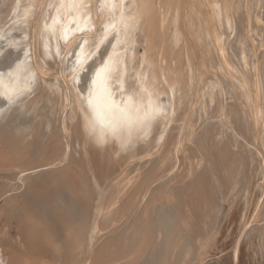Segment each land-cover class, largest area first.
<instances>
[{"label": "bare ground", "instance_id": "1", "mask_svg": "<svg viewBox=\"0 0 264 264\" xmlns=\"http://www.w3.org/2000/svg\"><path fill=\"white\" fill-rule=\"evenodd\" d=\"M256 4L257 16L254 13ZM251 20L264 24V0H0V125H8L6 127L11 131L4 132L5 137L2 139L6 140H1L0 158L14 157L19 164L15 163L25 171H36L45 163L60 161L62 153L54 151L58 142L61 144L60 140L64 137L67 142L68 135L74 138V141L69 139L73 141L71 147L74 150L71 148L73 153L68 164H61L63 167L55 168L56 171H52L51 167L48 171L42 170L32 175L34 180L30 184V199H26L23 206L21 201L17 203L19 199L12 202L25 242L40 246L49 243L51 246L54 238L55 243H59L55 248V253L59 254L56 253V256L73 258L85 229L83 226H90L92 221H97V217L100 223L101 213L104 212L103 209H95L96 213L99 209L101 211L98 216L96 213L90 214L94 210L93 205L88 209L89 203H93L91 200L99 198H95L100 193L97 190H101L98 179L102 180L103 175L111 177L112 173L118 172L115 184L120 185L122 182L124 189L133 175L135 180L140 175L144 180L142 182L146 179L150 182V176L155 171L151 173L152 168L148 167L150 171L141 173L140 167L146 164L140 160L154 154L159 146L163 147L161 142L163 145L173 142L172 138L175 135L178 138L177 134L184 135L182 141L187 147V162L184 161L188 164V170L185 167L183 172L195 173L197 177L193 178L196 177L195 181H198V185H195H202L207 193L206 202L209 205H205L204 201L205 209L202 206L205 212L214 215L219 204L220 212L223 205L221 201L235 194L242 185H251L256 161L251 159L253 151L250 150L252 144H249V139L258 143L255 153L261 151L262 154L264 149V49L261 50L262 55L259 54L260 44L257 45L259 58H256L255 65L244 57V53L250 52L246 51L247 43L250 42L247 41V31L256 27L259 32L264 29H259L260 23L252 28L251 24L255 21ZM247 25L251 29L248 27L246 30ZM259 36L262 38L264 35ZM229 127L232 128L230 131L226 129ZM1 128L5 131L4 127ZM235 129L238 137L233 135ZM16 137L24 138L25 141L19 143ZM168 145L170 148L171 144ZM61 146L63 148L65 145ZM59 148L56 151L59 152ZM44 150L49 153L45 151L44 156L48 155L42 159L38 152ZM246 153L251 158L248 159ZM163 157L156 166L159 169L169 162V155ZM131 160H138L140 167L138 162L135 165L139 168L135 166V169L134 164L128 167ZM108 165H115V170L113 167V170L109 169ZM50 172H56L55 176H48ZM162 172L160 176L156 175L157 178H161V175L165 177L166 172ZM184 174L177 175L182 178ZM170 177L164 180L172 182ZM107 182L111 183V179ZM47 188L51 189L48 190L51 196L47 193L51 199L46 192L45 196L54 203L50 204L49 210L47 207L50 205L39 201ZM134 188L136 190L138 187ZM160 188L153 189L155 193L152 191L154 194L151 197ZM165 188L150 208L148 201H144L148 204L143 206L148 209L145 210L146 207L141 205L144 210L140 213L137 210L135 224L132 222L130 226L127 214L133 213L134 210L130 211L132 208L122 205L117 210L113 209L115 218L110 214L112 211H105L106 215L112 216L107 219L110 218L117 225L119 235L115 231L113 235L117 238L113 241L112 234H108L107 238L113 240H104L96 253L92 252L94 262L88 258L90 263L82 264H122L123 252L119 247L125 241H128L127 246L135 248L129 250L140 253V256L137 255L140 258H135L137 262L132 261L133 264L191 262V254L196 253L194 248L199 247L200 241L208 235L203 214L200 219H192L191 212L190 215L185 212L188 209L186 206L183 210L184 203H181L184 200L177 202L181 193ZM181 188L184 187L179 190H183ZM186 193L188 195L189 191ZM175 194H178L177 199ZM46 198L43 197L42 201ZM95 201L99 205L100 201ZM77 206L82 212L89 210L86 213L89 215L87 221L83 219L85 223L82 227V220H79L80 225H73L81 216L79 214L72 218L75 214L73 208ZM207 206L211 211H206ZM18 207H23L21 212ZM79 208L77 210L81 211ZM53 216H57L58 223L52 221ZM204 216L206 218V214ZM71 218V221L75 218L73 223ZM104 223L101 220L102 225H99L104 226ZM109 224H105L106 227ZM132 227L133 233L130 234ZM129 234L132 237L128 240ZM122 246L123 251L127 246ZM132 251H129L131 256L137 254ZM149 252L152 253L148 256ZM22 257L20 262L23 263ZM126 257H130L129 253ZM78 260L76 257L73 262ZM24 262L27 263L26 259Z\"/></svg>", "mask_w": 264, "mask_h": 264}, {"label": "rangeland", "instance_id": "2", "mask_svg": "<svg viewBox=\"0 0 264 264\" xmlns=\"http://www.w3.org/2000/svg\"><path fill=\"white\" fill-rule=\"evenodd\" d=\"M254 7H255V5H254ZM257 7H258V5L256 4V8H255V11H254V13L256 14L257 12H258V10H256L257 9ZM257 11V12H256ZM252 15V14H251ZM253 16V15H252ZM256 16H257V14H256ZM253 19V18H252ZM255 19V18H254ZM252 22H254L253 20H251ZM251 22V23H252ZM258 22V21H257ZM256 21L253 23V24H251V27L253 26V25H256V26H258L257 24H259V29H264V28H260V27H264V24H262V22H258V23H256ZM255 26V27H256ZM248 27L251 29V27L250 26H248L247 25V27H246V30H248ZM254 27V26H253ZM252 27V28H253ZM254 27V28H255ZM258 27H256L255 29H253V30H249V31H247L248 33H246V37H247V41H250V42H248L247 43V45H248V50H246V51H250V52H246L247 54H245L244 53V57H245V59L246 60H248V62H252V64H256V58L258 57V49H256V47H257V45H259L260 46V51L261 50H263L264 48V46H263V44H264V39H263V42H262V38H264V36H262V35H264V30L263 31H261V32H259L258 31V29H257ZM253 31H255V32H253ZM260 34H259V33ZM252 33L254 34V35H256V38L254 39L253 37H254V35H252ZM258 33V34H257ZM249 34V35H248ZM257 35H258V38L260 37L259 35H261L262 36V38L260 39L261 41L260 42H258L259 41V39H257ZM248 36H250V37H248ZM255 40H253L252 38ZM252 39V41H251V39ZM250 39V40H249ZM256 39H257V43H256ZM255 42V43H254ZM250 43H253V44H250ZM249 44L251 45V46H249ZM253 45H255V48L253 47ZM259 46H258V48H259ZM261 46H263L262 48H261ZM251 47V48H250ZM256 50V52H253L254 53V55H252L253 53H252V51H255ZM259 51V54L261 53V55H262V51L260 52ZM264 52V51H263ZM251 54V55H250ZM255 54H257L256 56H255ZM246 55H247V57H246ZM260 55V56H261ZM251 57H252V59H251ZM259 58V57H258ZM251 59V60H250ZM206 79V78H205ZM209 81V80H208ZM206 83H208L207 82V80L205 81ZM3 99V98H2ZM1 99V100H2ZM6 99H4V101H5ZM4 101H2L1 103H4ZM8 101V100H7ZM6 101V102H7ZM5 102V103H6ZM13 115V114H12ZM2 126V128L1 129H3V127H4V129L3 130H5V131H2V130H0V132H2V134L0 133V135H2V136H0V145H1V140H2V142H4L6 139H2V138H4L5 136H3L4 135V132H5V134H6V130H8V128L6 127V126H8V125H6V126H4V125H0V127ZM199 126V125H198ZM6 128V129H5ZM227 130H229L230 131V129H232V128H226ZM226 129H224V131L225 132H227V130ZM11 131L10 130H8L7 131V133H10ZM178 133H180V130H179V132ZM182 133V132H181ZM237 133V131H236V129H235V131L233 132V135L234 136H236V137H238V135L239 134H236ZM178 135V138H177V136L175 137H173L172 138V140H174L177 144H175V142H174V145H172V143L173 142H171L172 140H170V142L171 143H167V144H164L165 145V147H164V145H163V142H161V146H163V147H158L157 148V150H155L156 152H154V154H151V156H149L148 158H144V160H140V162L142 163V164H146V165H142L143 166V168H142V166L140 167V165H139V161L138 160H133V162H132V160L128 163V167H130V166H133V164H134V168L135 169H137V168H141L140 170H141V173L143 172L144 173V170L147 172L148 170H149V168L151 169L152 168V172L151 173H153L154 171H155V173L157 172V174H152L151 175V173H150V180L151 181H153V183L150 181L149 182V179H146V183L145 182H142V181H144L141 177H137V181L138 182H140L141 181V183H140V186L138 185V182L135 180V178L136 177H133L132 176V178L133 179H131L130 181H129V183H127V187H128V189H127V187L124 189L123 187V184H122V182H121V184L120 185H117V184H115L116 183V181H114V180H116V177H118V172H114V173H112V175L114 176H112L111 174V177L110 176H105V175H103L104 177H101L102 178V180L101 181H104V178L106 177L107 179L104 181V182H101L99 179H98V181L100 182H98L99 183V186H100V188H101V190H103L102 192H101V190L100 189H98L96 192L97 193H99V191H100V193L99 194H96L95 195V198H98V196H99V198L98 199H92L91 201H93V203L92 202H90L89 203V210L91 209V207L90 206H92L93 207V209L94 210H91L92 212H90V214H95L96 213V211H95V209L96 210H98V208H100L102 211H104L103 213H101V211H100V209H99V211H97V213L96 214H99L98 216H100L101 214L103 215V216H107V217H101L100 216V223H99V221H98V217L96 218L97 219V221L94 223L93 221L89 224L90 226H83V219L84 218H86V217H88L89 215L88 214H86V213H89V210L88 209H86L87 211H83L82 212V210L81 211H78L77 209V207H74L73 209L75 210V214L74 215H72V218L73 217H75V215H78L79 216V214L81 215V216H83V218L81 217V216H79L80 218H78V216H77V218H78V220H77V218H76V220L78 221H75V224H73V225H77V224H79V220H82V221H80L81 223V227L83 226V228H85L86 229V231H85V229L83 230L82 228V230L80 229V233H81V231L83 232L82 233V235H81V240L79 241V243H78V245H77V249H76V253L74 254V255H77V253L79 254L78 256H74V255H72L73 256V258H71V257H63L62 255L61 256H59L60 257V260H59V257L58 256H56L57 254L55 253V248H56V245H59V243H58V241L55 243V239L53 238V243H50L51 244V246L49 245V243H47V244H43V245H41L40 246V244L39 245H36V244H32V243H30V242H25V240H24V236H23V234H22V231L20 230V228H19V226H18V224H19V218L17 217V215L15 214V212H13V207H12V204L14 203V202H17V203H19V201H21L20 202V204L22 205V204H24V201H26V199H30L29 198V196L30 195H32L31 193H29V192H31L30 190H31V188H30V186H32V185H30L31 183H32V181L34 180L31 176L32 175H34V174H36V173H38V171H42V170H44V171H48L49 169H52L53 168V170L52 171H56V169H61L63 166H66L67 164H68V162L70 161V159H71V157H72V153H73V151L71 150V143H73V141H74V138H72V136H69L68 135V138L70 139H72V140H70L69 141V139L67 140V142L65 141L66 139H65V137H64V139H61L60 140V143L61 144H59V142H58V144H57V146L55 147L56 149H58V147L60 146V148H59V152L58 151H56V149L54 150L55 152H57V153H62L61 154V156H60V161L58 160V161H55V163L54 164H57V165H54L53 164V162H51V163H45V164H43L42 165V167H40V168H37V169H35L36 171H34V170H31V169H27L26 171H25V169H23V168H21L20 166H18L17 164H19V162L16 160V158H12L11 159V157H6V158H0V264H25V259H26V262H27V260L29 261V257H31V256H34L32 259H34L35 261L33 262V260L30 258V260L31 261H29L31 264H32V262H33V264H71V261H72V264H76V262H77V264H78V262H79V264H82L83 262H89V260H88V258L90 259V262H94V257L92 256V252L94 251H96V250H98L99 249V246L101 247V243H103V241L104 240H106V239H115V240H113V241H116V238H117V236L116 235H119L118 234V232L119 231H117V230H119V229H117V225H115L114 223H113V221H111L110 220V218H112V216H110L109 214L108 215H106V213L107 212H110V211H112L113 209L114 210H117L118 208H120L122 205L125 207V206H128V207H130V208H132L130 211H132V210H134L133 211V213H129V214H127L128 215V217H129V219H128V221H129V226L131 225V224H135V222H134V219H135V216L134 215H136V213H137V210H138V212L140 213V212H142L141 210H144L143 208H145V210H147L148 209V207L147 206H143V205H146V204H148V206H149V208H150V206H152L153 204H154V199H156L157 197H158V195H160L161 193H163L165 190L164 189H166L165 187H167V189H169L170 188V190H173L174 189V192H177V193H181V196L179 195V199H178V203L180 202L181 203V200H184V201H182V203L181 204H183L184 205V211H185V206L188 208V209H186V211L185 212H187L189 215H190V212H191V218L192 219H197V217H198V219H200L201 217H202V214H203V218L202 219H204V222H205V230H206V232L208 233V235L210 236L211 235V237H208V235H206V237H205V239H203V240H201L200 241V245H199V247H195L194 248V251L196 250V253H194V255H192L191 254V257L193 256V259L191 260V262H189L188 264H264V223H263V221H264V168H262V166L264 165V149H263V153L262 154H260L261 153V151H259L260 153H255L254 152V150L255 149H257V144H255L254 143V141L253 140H250L249 139V144H252L251 145V148L253 149H251L250 148V150L251 151H253V152H251L250 150H249V153L251 152V153H253V154H251V156H252V158H251V156L249 157V155L247 156V153H246V156L248 157V159L249 158H251V159H253V160H255L256 162H255V166H254V168H255V172H254V178L253 177H251L252 178V184L249 186H246V184H245V187L242 185L241 187H239L238 189H239V191H238V189L235 191V194H233L231 197L230 196H228L226 199H224V201L222 202L221 201V203L223 204L222 205V208H221V210H220V212H219V208H220V204L217 206V210H216V212L214 213V215L213 214H211L210 212V214L208 213V212H205V205H207L209 202H206V200L208 199L207 198V193L203 190V187H202V185H199V186H196V185H198V181H195L197 178V176L195 175V173H190V172H188V171H184L183 172V169H185V167H187V169H185V170H188V164L186 163L187 162V156L185 155L186 154V149H187V147L184 145V143H183V141L182 140H184L183 138V134L182 135H180V134H177ZM179 137H182V138H180L179 139ZM177 138V139H176ZM16 139H18V141H19V143H21V141H25L24 140V138H19V137H16ZM63 142V143H62ZM66 142V144L68 145H66V144H64ZM69 142V143H68ZM3 144V143H2ZM168 144H171V146H172V148H173V150H172V148H171V146H170V148H168L167 146H169ZM248 144V143H247ZM253 144H255L254 146H253ZM260 144V143H259ZM20 144H18V146H19ZM59 145V146H58ZM61 145H65V146H63V148H62V146ZM70 145V146H69ZM180 145V146H179ZM12 146V145H11ZM177 146H179L178 148H177ZM1 147V146H0ZM13 147V146H12ZM14 147H15V145H14ZM68 147V148H67ZM176 147V148H175ZM255 147V148H254ZM259 147V146H258ZM69 148H70V150H69ZM169 149V150H166V149ZM180 148V149H179ZM264 148V147H263ZM60 149H62V150H60ZM73 149V148H72ZM160 149H163V150H160ZM175 149V150H174ZM178 149V150H177ZM69 150V151H68ZM74 150V149H73ZM45 151L46 150H44V152H38V154H41V157H42V159L43 158H45L47 155L45 154V156H44V153H45ZM161 151V152H160ZM181 151H183V153L181 152ZM69 153V155L67 156V154ZM72 152V153H71ZM158 152V153H157ZM46 153H49L48 151H46ZM165 155H164V154ZM57 156H59V154H56ZM169 155V157H167V161H169V162H167L168 164H165V165H161L160 167H163L162 169L160 168L159 169V167H156L157 165H158V163L160 162V160L162 159H164V157L163 156H168ZM261 157H260V156ZM70 156V157H69ZM161 156L163 157V158H161ZM170 156H171V158H170ZM263 156V157H262ZM256 157V158H255ZM259 157V158H258ZM66 158V159H65ZM69 158V159H68ZM170 158V160H168ZM182 160H181V159ZM259 159V162H258V159ZM263 158V159H262ZM6 159V160H5ZM172 159V160H171ZM184 159H185V161H184ZM247 159V160H248ZM261 159H262V162H261ZM10 160V161H9ZM15 160V161H14ZM62 160V161H61ZM64 160V161H63ZM179 160V161H178ZM182 162H181V161ZM172 161V164L170 165V162ZM183 161H184V163H183ZM2 162L4 163V164H2ZM17 164H16V163ZM64 162V163H63ZM67 162V163H66ZM138 162V164L137 165H139V167L138 166H136L135 164ZM181 162V163H180ZM177 163V164H176ZM12 164V165H11ZM14 164H15V166H14ZM61 164H63V166L61 165ZM173 164H174V166H173ZM176 164V165H175ZM261 164H263L262 166H261ZM111 165V164H110ZM130 165V166H129ZM168 165V166H167ZM169 165H170V167H169ZM59 166V167H58ZM61 166V167H60ZM137 168H136V167ZM146 166V167H145ZM172 166V167H171ZM12 167V168H11ZM52 167V168H51ZM111 167H113V169L115 170V168H116V166L114 165V166H109L108 165V168L110 169ZM126 167V166H125ZM132 167V168H133ZM149 167V168H148ZM169 167V169H172V171L171 170H169V169H167L166 170V168H168ZM56 168V169H55ZM158 168V169H157ZM174 168V169H173ZM176 168V169H175ZM22 169V170H21ZM48 169V170H47ZM55 169V170H54ZM112 168H111V170H113ZM165 169V170H164ZM179 169H180V171H179ZM18 170V171H17ZM117 170V169H116ZM159 170H162V171H164V172H162V171H159ZM168 170H169V174L167 173L168 172ZM179 172H178V171ZM22 171V172H21ZM61 171V170H60ZM59 171V172H60ZM150 171V170H149ZM43 172V171H42ZM140 172V171H139ZM160 172H162V174H165V172H166V175H165V177H164V175H161V178H157V176L156 175H158V176H160ZM178 172V173H177ZM182 174H184L185 176H183L184 177V181H182V179H183V177L181 178V177H179L180 175H182ZM54 173V174H53ZM55 173L56 172H50L49 174H48V176H55ZM160 173V174H159ZM172 173H174L173 174V176L176 174V176H174L175 178H177L179 181H181V182H179L178 180L176 181L174 178H173V176H172V179H171V175H172ZM259 173V174H258ZM177 174H179V176L177 175ZM191 174V175H190ZM256 174V175H255ZM21 175V176H20ZM27 175V176H26ZM29 175V176H28ZM108 175V174H107ZM186 175H188V177L189 178H187V176ZM44 176H47V174H45ZM135 176H136V174H135ZM170 177V179L169 180H172V182L171 181H168V180H164V178L166 179V177H167V179ZM178 176V177H177ZM193 176H196L195 178H193ZM256 176V177H255ZM27 177V178H26ZM108 177H110V178H108ZM155 177V178H154ZM163 177V178H162ZM185 177L187 178L186 180H185ZM24 178V180L23 181H21L22 179ZM192 178V179H191ZM258 178V179H257ZM110 179H111V183L110 182H107V181H110ZM154 179V180H153ZM155 179H157V180H155ZM160 179V180H159ZM190 179V180H189ZM253 179H255V180H253ZM148 180V181H147ZM21 181V183H19ZM31 181V182H30ZM112 181H114V182H112ZM132 181V182H131ZM158 181H160V182H158ZM167 182V183H165V182ZM176 181V182H175ZM257 181V182H256ZM26 182V183H25ZM29 182V183H28ZM118 182V181H117ZM137 182V183H136ZM169 182V183H168ZM171 182V183H170ZM189 182V183H188ZM194 182V184H192ZM105 185H104V184ZM115 184V186H114V184ZM143 183H145V184H143ZM149 183V184H148ZM151 183V184H150ZM160 183V184H159ZM101 184V185H100ZM103 184V185H102ZM106 184H107V186H106ZM110 184H111V186H110ZM128 184H130V185H128ZM148 184V185H147ZM156 184V185H155ZM178 184H179V186H178ZM189 186H188V185ZM196 184V185H195ZM26 185V186H25ZM135 185H138V186H135ZM143 185V186H142ZM147 185V186H146ZM158 185V186H157ZM178 186V188H176L177 186ZM110 188H109V187ZM112 186H114L115 188H113ZM123 186V187H122ZM159 186L160 187H162V188H160L161 190L160 191H158L157 193H156V195H154V197H151V196H153V194L155 193V191L154 190H159ZM176 186V187H175ZM195 186V187H194ZM201 186V187H200ZM121 190V191H119L118 190V188ZM134 187H138L136 190H135V188ZM149 187V188H148ZM153 187V188H152ZM157 187V188H156ZM180 187H184V188H181V189H183V190H179L180 189ZM188 187V188H187ZM21 188V189H20ZM28 188V189H27ZM108 188V189H107ZM123 188V189H122ZM131 188V189H130ZM134 188V189H133ZM150 188L152 189V190H150ZM154 188H156V189H154ZM176 188V189H175ZM194 188H195V191H197V193L194 191ZM198 188V189H197ZM242 188V189H241ZM30 189V190H29ZM112 189H115V191L114 190H112ZM117 189V190H116ZM154 189V190H153ZM192 189V190H191ZM197 189V190H196ZM25 190V191H24ZM45 190V191H44ZM43 191L44 192H42V194H41V198H40V200L39 201H41L42 202V204H45V205H47V206H49L50 204L51 205H53L54 203H52L53 201L52 200H50L51 198H50V196H51V194L52 193H50V192H48V190L50 191L51 189L50 188H47V189H44ZM111 190V191H110ZM124 190V191H123ZM133 190H135V191H133ZM149 190V192H148V194L146 193L147 191ZM177 190V191H176ZM185 190V191H184ZM13 191V192H12ZM28 193H27V192ZM118 191V192H117ZM122 191H123V193H122ZM132 191V192H131ZM154 193H153V192ZM179 191H182V192H179ZM183 191L185 192V194L183 193ZM189 191V193H188V195H187V193L186 192H188ZM193 191V192H192ZM259 191H260V193H259ZM45 192H46V194L49 196V200H50V202L48 201V199L46 198L47 196H45ZM119 192H121V193H119ZM126 192H127V194H129V195H131V196H128L127 194H126ZM142 194H141V193ZM143 192H145V193H143ZM161 192V193H160ZM206 194H205V193ZM23 193V194H22ZM27 193V194H26ZM102 193V194H101ZM108 193V194H107ZM113 195H112V194ZM130 193H132V194H130ZM184 194V196H183V198L184 199H182L181 197H182V195ZM195 193H196V195H195ZM19 194V195H18ZM104 194V195H103ZM107 196H106V195ZM110 194V196H108ZM122 194V196H120ZM144 194V195H143ZM146 194V195H145ZM152 194V195H151ZM194 194V195H193ZM198 194V195H197ZM16 195V196H15ZM44 195V196H43ZM105 196V197H109V198H106V199H104V197L103 196ZM119 195V196H118ZM133 195V196H132ZM141 195L143 196V197H141ZM150 195V196H149ZM175 195H177L176 196V199L178 198V194H175ZM238 195V196H237ZM261 195H263V196H261ZM23 196V197H22ZM125 196H127L126 198H125ZM147 196V197H146ZM187 196H188V199H187ZM196 198H195V197ZM198 196V197H197ZM238 197V198H236V197ZM241 196V197H240ZM20 197V198H19ZM43 197H45L46 198V200H44V201H42L43 200ZM114 197H116V198H118V203L117 202H115L116 201V198L114 199ZM146 197V198H145ZM151 197V198H150ZM200 197V198H199ZM263 197V198H262ZM121 198H123V199H121ZM125 198V199H124ZM190 198V199H189ZM195 198V199H194ZM15 199H19V200H15ZM102 199H104V200H102ZM108 199V200H107ZM109 199H110V202H111V204H110V202H109ZM141 199H142V201H141ZM152 199V200H151ZM95 200H102L103 201V203L100 201V203H99V201H97L98 203H99V205H96L97 203H95L96 201ZM107 200V201H106ZM138 200H139V203H138ZM193 200V201H192ZM195 200H197V201H195ZM201 200V201H200ZM14 201V202H13ZM112 201H113V203H112ZM147 202L148 201V203H146L145 204V202ZM198 201H200L199 203H198ZM204 201L206 202L205 203V205L203 204L204 203ZM208 201V200H207ZM13 202V203H12ZM44 202V203H43ZM105 202H108V203H105ZM127 202V203H126ZM132 202V203H131ZM153 202V203H152ZM194 202H196V203H194ZM11 203V204H10ZM48 203V204H47ZM116 203V204H115ZM125 203H126V205H125ZM141 203V204H140ZM189 203V204H188ZM193 203V204H192ZM201 203V204H200ZM19 204V205H20ZM106 204H108V205H106ZM113 204V205H112ZM133 205V207H131L132 205ZM195 204V205H194ZM20 205V206H21ZM51 205L49 206V207H47V209L49 210V209H51L50 207H51ZM74 205V204H73ZM110 205V206H109ZM138 205H139V207H138ZM143 206V208H142V206ZM188 205V206H187ZM204 205V209H202V206ZM209 205V204H208ZM246 205V206H245ZM260 205V206H259ZM23 206V205H22ZM96 206H98L97 208H96ZM106 206V207H105ZM115 206V207H114ZM117 206V207H116ZM119 206V207H118ZM199 206V207H198ZM201 206V207H200ZM19 208V211L23 208V207H18ZM54 207H52V209H53ZM136 210H135V209ZM142 208V209H141ZM195 208V209H194ZM231 208V209H230ZM196 211V213L193 211ZM261 209V210H260ZM77 210V211H76ZM109 210V211H108ZM200 210V211H199ZM11 211V212H10ZM93 211H95V212H93ZM105 211H107L106 213H105ZM206 211H211V209H210V207L209 206H207V209H206ZM21 212V211H20ZM198 212H200V213H198ZM261 212V213H260ZM101 213V214H100ZM114 213V211H112L110 214L111 215H115V214H113ZM196 214V218L193 216V215H195ZM83 214H85V215H83ZM199 214V215H198ZM201 214V215H200ZM204 214H206V218H204L205 216H204ZM87 215V216H86ZM133 215V216H132ZM242 215V216H241ZM97 216V215H96ZM110 216V218L109 219H107L108 217ZM208 216V217H207ZM212 216V217H211ZM66 217H68L67 215H66ZM94 217V216H93ZM142 217V216H141ZM253 217V218H252ZM55 218V219H54ZM62 218H64L63 216H62ZM72 218L70 219V221L72 220ZM102 218H106L105 220L104 219H102ZM114 218H115V216H114ZM114 218L112 219V220H114ZM57 219V220H56ZM95 219V220H96ZM206 219V220H205ZM242 219V220H241ZM74 220H75V218L73 219V221H71L72 223L74 222ZM101 220H102V224L104 223V222H106L107 221V223H104V226L106 227V225L105 224H109V226L108 227H104V226H100L99 224H101ZM111 222H110V221ZM133 220V221H132ZM52 221L53 222H55V223H58L59 221H58V218H57V216H53L52 217ZM87 221V218H86V220H85V222ZM108 221H109V223H108ZM209 223H208V222ZM77 222V223H76ZM84 222V223H85ZM133 222V223H132ZM211 222V223H210ZM216 222V223H215ZM249 222V223H248ZM93 223V224H92ZM98 223V224H97ZM261 223H263V224H261ZM79 224V225H80ZM91 224H92V226H91ZM101 224V225H102ZM210 224H212V225H210ZM222 224V225H221ZM251 224V225H250ZM94 226V227H93ZM213 226V227H212ZM257 226V227H256ZM87 227V228H86ZM110 227H112V228H110ZM115 227V228H114ZM134 227V226H133ZM133 227L132 228H130L131 229V231H129L130 232V234L131 233H133ZM252 228V229H251ZM255 228V229H254ZM88 229V230H87ZM90 229V230H89ZM96 229H99V230H97L96 231ZM106 229H108L107 231H106ZM112 231H111V230ZM117 229V230H116ZM232 229V230H231ZM257 229V230H256ZM104 230V231H103ZM215 230V231H214ZM256 230V231H255ZM95 231V232H94ZM99 231V232H98ZM114 231V232H113ZM117 232V234H116V232ZM252 231V232H251ZM257 231H258V233H257ZM88 232V233H87ZM93 232V233H92ZM110 232V233H109ZM211 232H213V234L211 233ZM216 232V233H215ZM95 233H98V234H95ZM113 233L114 234H116V235H113ZM206 233V234H207ZM215 233V234H214ZM250 235H249V234ZM255 233V234H254ZM78 234H79V232H78ZM106 234L108 235V234H112V235H110V236H113L112 238L110 237V238H107V237H109V235L108 236H106ZM129 234V236H127V238H128V240L132 237L131 235ZM95 235V236H94ZM99 235H101V236H99ZM254 235V236H253ZM63 236H65V235H63ZM219 236V237H218ZM66 237V236H65ZM102 237H103V239H102ZM106 237V238H105ZM116 237V238H115ZM256 237V238H255ZM262 237V238H261ZM105 238V239H104ZM126 238V239H127ZM211 238V239H210ZM249 238H250V240H249ZM208 239V240H207ZM210 239V240H209ZM95 240L97 241V243L95 242ZM243 240V241H242ZM101 241V242H100ZM235 241V242H234ZM246 241V242H245ZM88 242V243H87ZM95 242V243H94ZM99 242V243H98ZM126 242H128V241H125V243H122V245H124V247H125V245L127 246V244L128 243H126ZM245 242V243H244ZM23 243V244H22ZM28 243V244H27ZM85 243V244H84ZM91 243V244H90ZM93 243V244H92ZM54 244V245H53ZM79 244L82 246V248H81V246L79 247ZM97 244V245H96ZM99 244V245H98ZM53 245V246H52ZM87 245V246H86ZM91 245V246H90ZM120 246L119 247V250L121 251V252H123V256L121 257L122 258V261H121V259L119 260V261H121V262H123L124 264H133V262H137V259H139L138 258V256H140V253H138V251H132V250H129V249H131V248H133V247H129V246H127L126 248H128V249H124L123 248V251H122V247L123 246ZM30 246H31V248L33 247V249L35 250H33V249H31L30 248ZM36 246V247H35ZM35 247V248H34ZM84 247V248H83ZM201 247V248H200ZM87 248V249H86ZM93 248H95V249H93ZM216 248V249H215ZM84 251V252H82V250ZM133 249H135V248H133ZM81 250V251H80ZM91 252H90V251ZM33 253H32V252ZM57 251V250H56ZM126 251H128V252H126ZM129 251H132L133 253L135 252H137V254L136 255H134V254H132V255H134V256H131V254H130V252ZM149 251V250H148ZM216 251V252H215ZM52 252H53V254H52ZM124 252H126L127 254H125ZM131 252V253H132ZM140 252V251H139ZM31 253V254H30ZM81 253H82V255H81ZM85 253L87 254V255H85ZM96 253V252H95ZM95 253H93L94 254V256H95ZM128 253H129V255H130V257H126V255H128ZM152 252H149V254H148V256L151 254ZM43 254V255H42ZM52 254V255H51ZM90 254H91V258H93V260L90 258ZM29 256V257H22V256ZM59 255V254H58ZM138 255V256H137ZM40 256V257H39ZM56 256V257H55ZM125 256V257H124ZM135 256H137V257H135ZM252 256V257H251ZM24 258L23 260V263L22 262H20L21 260H20V258ZM53 257V258H52ZM58 257V258H57ZM63 257V258H62ZM76 257L77 258H79V260L78 261H76V262H73V260H74V258H75V260H76ZM83 257V261H80V258H82ZM127 258V259H124V258ZM134 257V259H130V258H133ZM214 257V258H213ZM254 257V258H253ZM256 257V258H255ZM37 260H36V259ZM52 258V259H51ZM135 258H137V259H135ZM260 258H262V260L260 259ZM62 259H64V260H62ZM65 259H68V260H65ZM143 259H145V258H143ZM142 258H141V260H143ZM54 260H57V261H54ZM69 260H71V261H69ZM201 260V261H200ZM39 261V262H38ZM51 261V262H50ZM61 261V262H60ZM63 261V262H62ZM66 263H65V262ZM69 261V262H68ZM133 261V262H132ZM145 261V260H144ZM193 261H194V263H193ZM81 262V263H80ZM89 262V263H90ZM130 262H132V263H130ZM252 262V263H251ZM122 263V264H123ZM134 263V264H135ZM139 263V262H138ZM26 264H29L28 262L26 263Z\"/></svg>", "mask_w": 264, "mask_h": 264}]
</instances>
